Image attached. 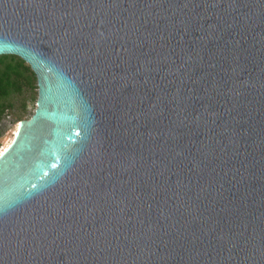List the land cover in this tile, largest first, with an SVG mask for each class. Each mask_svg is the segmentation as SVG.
<instances>
[{
    "label": "water",
    "instance_id": "1",
    "mask_svg": "<svg viewBox=\"0 0 264 264\" xmlns=\"http://www.w3.org/2000/svg\"><path fill=\"white\" fill-rule=\"evenodd\" d=\"M2 55L0 264H264V0H0Z\"/></svg>",
    "mask_w": 264,
    "mask_h": 264
},
{
    "label": "trees",
    "instance_id": "2",
    "mask_svg": "<svg viewBox=\"0 0 264 264\" xmlns=\"http://www.w3.org/2000/svg\"><path fill=\"white\" fill-rule=\"evenodd\" d=\"M37 90V77L30 65L15 55L0 56V123L11 107L6 101L13 93L30 91L33 93L32 99L37 101ZM26 110L27 104L24 105V111Z\"/></svg>",
    "mask_w": 264,
    "mask_h": 264
},
{
    "label": "rangeland",
    "instance_id": "3",
    "mask_svg": "<svg viewBox=\"0 0 264 264\" xmlns=\"http://www.w3.org/2000/svg\"><path fill=\"white\" fill-rule=\"evenodd\" d=\"M32 97L33 93L30 91L23 94L13 93L6 101L11 107L5 112L0 123V150L11 144L21 121L30 119L35 113L37 101ZM25 104H27L26 111H24Z\"/></svg>",
    "mask_w": 264,
    "mask_h": 264
},
{
    "label": "bare ground",
    "instance_id": "4",
    "mask_svg": "<svg viewBox=\"0 0 264 264\" xmlns=\"http://www.w3.org/2000/svg\"><path fill=\"white\" fill-rule=\"evenodd\" d=\"M17 133H18V130H17ZM8 147H9V145L5 149L0 150V156L3 155V153H5V151L8 149Z\"/></svg>",
    "mask_w": 264,
    "mask_h": 264
}]
</instances>
